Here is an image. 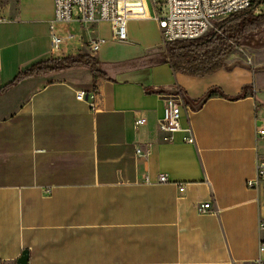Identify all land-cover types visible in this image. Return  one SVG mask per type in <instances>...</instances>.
Instances as JSON below:
<instances>
[{
    "label": "crops",
    "instance_id": "crops-1",
    "mask_svg": "<svg viewBox=\"0 0 264 264\" xmlns=\"http://www.w3.org/2000/svg\"><path fill=\"white\" fill-rule=\"evenodd\" d=\"M0 4V264L24 252L29 264L258 257L264 189L247 182L264 157V80L254 68L230 61L206 76L177 72L155 19L128 23L129 39L119 41L107 22L55 23L54 0ZM52 34L64 40L57 52ZM93 40L103 41L96 53ZM81 54L105 76L55 63ZM50 61L52 70L31 71ZM172 87L194 103L212 88L225 97L183 106L182 129L170 134L160 122Z\"/></svg>",
    "mask_w": 264,
    "mask_h": 264
},
{
    "label": "built area",
    "instance_id": "built-area-1",
    "mask_svg": "<svg viewBox=\"0 0 264 264\" xmlns=\"http://www.w3.org/2000/svg\"><path fill=\"white\" fill-rule=\"evenodd\" d=\"M254 0H165L164 7L159 14L152 17L148 0H54L55 14L54 22L63 25L79 23L84 26L88 23L107 22L113 25H127L129 22H140L155 19L161 30L162 38L165 44L191 41L200 39L213 30L218 31L216 25L235 14L249 10ZM2 5L0 4V22H7V19L1 15ZM51 29H54L51 26ZM117 28H113V34ZM125 31L119 33L118 38L127 39ZM71 38L72 36L69 35ZM125 37V38H124ZM64 40L62 37L52 34V51L60 50ZM103 44L102 40H93L89 43L91 53L100 50ZM2 68L0 55V72ZM77 99L85 100V93L78 92ZM181 95H172L166 101L164 108V117L160 122L161 131L170 134L182 129L181 109L185 106ZM145 119H138L135 126L138 128L144 125ZM188 130L191 132V128ZM264 136V130L260 131ZM186 141L195 144V138L191 134ZM141 153V148L137 149ZM165 175L159 177V183H168ZM146 182H149L147 180ZM248 188L264 189V157L257 161V175L254 179L247 182ZM184 191V187L180 188ZM209 208L208 204L201 206L200 211L205 212ZM259 231L264 233V217L259 220ZM249 264H264V239L259 245L258 257Z\"/></svg>",
    "mask_w": 264,
    "mask_h": 264
},
{
    "label": "trees",
    "instance_id": "trees-1",
    "mask_svg": "<svg viewBox=\"0 0 264 264\" xmlns=\"http://www.w3.org/2000/svg\"><path fill=\"white\" fill-rule=\"evenodd\" d=\"M264 0H254L252 7L235 14L218 24L217 30L206 36L191 41H179L166 44L170 63L177 72L192 76L210 75L225 66L226 58L231 54L233 46L238 45L247 34L264 29V11L257 12V7ZM56 65L61 67H84L89 69L96 79L105 75L99 70V61L90 55H77L65 58ZM54 62H45L33 67L39 70H52ZM24 76L29 75L24 73ZM20 76L17 78L19 79ZM244 93L238 97H243ZM225 97L219 88H212L204 96L208 100L213 96Z\"/></svg>",
    "mask_w": 264,
    "mask_h": 264
},
{
    "label": "rangeland",
    "instance_id": "rangeland-1",
    "mask_svg": "<svg viewBox=\"0 0 264 264\" xmlns=\"http://www.w3.org/2000/svg\"><path fill=\"white\" fill-rule=\"evenodd\" d=\"M149 1L152 9L154 5L157 11L162 10L164 7L165 0H149ZM256 10L257 12L264 11V3L260 4ZM221 22L222 21L217 23L216 28L218 27V24ZM111 25L113 28L122 27L120 24H116V25L111 24ZM103 31L108 32L107 27H104ZM125 34L127 35L126 38L129 39L128 31L125 32ZM231 44L233 46V50L231 54L226 58L225 64L231 61L234 63L236 62L237 64L249 66L250 68H254L253 70L255 71V73L258 76H260V79L264 80V29L261 31L251 32L247 34L246 37L242 39L238 45H236L235 43H231ZM260 85L262 86L263 83L261 82ZM260 101H261V105L264 108V100L262 99Z\"/></svg>",
    "mask_w": 264,
    "mask_h": 264
},
{
    "label": "water",
    "instance_id": "water-1",
    "mask_svg": "<svg viewBox=\"0 0 264 264\" xmlns=\"http://www.w3.org/2000/svg\"><path fill=\"white\" fill-rule=\"evenodd\" d=\"M173 95H181L185 104L188 106H191L193 109H199L206 101V97H203L202 99H200L197 103H194L193 101H191L188 96L186 95V93L179 89L178 87H172L169 90ZM17 264H29V254L28 252H24L23 255L21 256V258L18 260Z\"/></svg>",
    "mask_w": 264,
    "mask_h": 264
},
{
    "label": "bare ground",
    "instance_id": "bare-ground-1",
    "mask_svg": "<svg viewBox=\"0 0 264 264\" xmlns=\"http://www.w3.org/2000/svg\"><path fill=\"white\" fill-rule=\"evenodd\" d=\"M127 32V25H124V26H122L121 28H117V30L115 31V38L117 39L118 38V35H119V33H121V32ZM117 40H119V39H117ZM127 39H121L120 38V40L119 41H126Z\"/></svg>",
    "mask_w": 264,
    "mask_h": 264
}]
</instances>
